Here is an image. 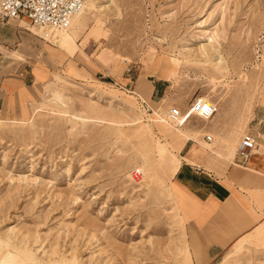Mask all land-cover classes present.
<instances>
[{
    "label": "rangeland",
    "instance_id": "obj_1",
    "mask_svg": "<svg viewBox=\"0 0 264 264\" xmlns=\"http://www.w3.org/2000/svg\"><path fill=\"white\" fill-rule=\"evenodd\" d=\"M88 1L68 32L73 57L3 21L38 44L47 75L18 116L0 113V261L197 264L169 183L178 154L150 120L206 97L215 116L181 129L226 164L248 132L264 133L249 124L264 120V0ZM158 80L162 98L143 97L140 82ZM263 237L264 223L207 264H264Z\"/></svg>",
    "mask_w": 264,
    "mask_h": 264
},
{
    "label": "crops",
    "instance_id": "obj_2",
    "mask_svg": "<svg viewBox=\"0 0 264 264\" xmlns=\"http://www.w3.org/2000/svg\"><path fill=\"white\" fill-rule=\"evenodd\" d=\"M20 23L31 26L24 21ZM25 30L51 42V30ZM37 45L28 40L26 32L0 22V113L8 120L18 116L22 104L34 95L32 86L46 78L47 68L39 61ZM58 48L73 57L79 47L72 56ZM12 55H20L23 60L18 61ZM146 82H140L142 96L151 101L162 98L163 80L152 86ZM21 93L26 96L22 98ZM253 122H257V129L264 127V120L257 118V114L249 124ZM247 135L255 139L257 135L264 137V133ZM176 151L173 153L178 154L179 165L169 183L186 223L197 233L202 261L207 264L264 223V150L253 153L243 165L236 156L233 163L226 164L219 156L205 152L195 140L186 141ZM202 261L196 259L197 264Z\"/></svg>",
    "mask_w": 264,
    "mask_h": 264
},
{
    "label": "built area",
    "instance_id": "obj_3",
    "mask_svg": "<svg viewBox=\"0 0 264 264\" xmlns=\"http://www.w3.org/2000/svg\"><path fill=\"white\" fill-rule=\"evenodd\" d=\"M81 8L82 0H0V22L26 19L32 25L40 28L65 30L70 19ZM147 111L150 112L151 110L147 108ZM216 112V105L195 99L193 103L183 110L172 107L169 111V119L175 125L183 126L188 123L191 117L195 116L200 120L206 121L213 118ZM203 139L208 143L212 141L209 134H205ZM255 148L256 141L254 138L245 135L240 140L236 151V158L239 163L245 164ZM137 177H139V174L135 173L134 178L136 179Z\"/></svg>",
    "mask_w": 264,
    "mask_h": 264
},
{
    "label": "bare ground",
    "instance_id": "obj_4",
    "mask_svg": "<svg viewBox=\"0 0 264 264\" xmlns=\"http://www.w3.org/2000/svg\"><path fill=\"white\" fill-rule=\"evenodd\" d=\"M89 1L88 0H82V8L80 9V11L79 12H77L71 19H70V22H69V24H68V26H67V28L65 29V30H54V29H49V28H41V29H44V30H51L52 32L51 33H49V35H50V37H49V40L51 41V42H53L54 44H56V45H58L60 48H63V49H65L66 51H67V53L69 54V55H73L74 54V52L76 51V49H77V45L74 43V39H73V36L71 35V33H68L69 32V30H71L72 29V27L75 25V23H76V25L77 24H81V21H83L84 20V15L85 14H87V8L90 6L89 4ZM21 21H28V20H26V19H22ZM27 23V22H26ZM27 24H29V25H31V26H33V27H31V28H34V25H32L29 21H28V23ZM35 27H37V26H35ZM78 27H80V26H78ZM38 28H40V27H38ZM61 32V33H54V32ZM57 38H59V39H57ZM205 49H203L202 51H200V53H199V56H205ZM219 65H221V62L220 63H218ZM221 70H223V69H220V71ZM198 99H200V100H202L203 102H206V103H208V104H210L209 103V100L206 98V97H200V98H198ZM214 105V104H213ZM170 111V110H169ZM169 111H167L166 112V119H164V118H162V117H160V116H158V115H155V117L153 118L154 120H150L152 123H154L155 125H156V127H157V130H159V132L161 133V134H163L164 135V137H165V139L168 141V144L170 145V147H171V150L172 151H176L180 146H181V144H183V143H185L186 141H192L193 139H192V137H189L184 131H183V129H181L183 126H185V125H188V123L187 124H185V125H183V126H177V125H175L174 123H172L171 121H170V119H169ZM217 112H218V109H217ZM216 112V113H217ZM215 116V115H214ZM213 116V117H214ZM73 117L74 118H77L78 116L77 115H73ZM195 117V116H194ZM192 118V117H191ZM212 119V118H211ZM211 119H209V120H211ZM209 120H206V121H209ZM1 122V121H0ZM19 123V122H18ZM17 123V124H18ZM172 124L173 126H175V128L173 127V126H171L170 124ZM135 124H136V122H135ZM177 127V128H176ZM205 143H206V141H204ZM212 142V141H211ZM210 142V143H211ZM208 143V142H207ZM206 143V144H207ZM209 145V144H208ZM210 146V145H209ZM254 151H255V153H259L260 152V150L259 149H257V146H256V148L254 149ZM254 151H253V153H254ZM209 153H212V152H209ZM231 154H233V153H231ZM169 157H171V156H173L171 153H169V155H168ZM234 156H236V154H234ZM168 157V158H169ZM163 160V159H162ZM184 161H187V159L185 158L184 159ZM177 162H179V161H177ZM143 171V168H139V170L138 171H135V172H133V175H132V177H133V181L134 182H136V181H138L139 180V177L135 180V178H134V174L135 173H138L139 174V176H140V172H142ZM146 183V182H145ZM263 228V227H262ZM262 230V229H261ZM257 233V232H256ZM259 233V232H258ZM263 233V232H262ZM261 234V233H260ZM254 236H256V235H254ZM262 237V236H261ZM253 238H256V237H253ZM264 238V237H263ZM262 239V238H261ZM0 264H12L10 261H8V260H2V261H0Z\"/></svg>",
    "mask_w": 264,
    "mask_h": 264
}]
</instances>
